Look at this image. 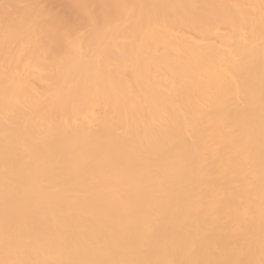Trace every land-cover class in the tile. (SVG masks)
<instances>
[{
    "label": "bare ground",
    "instance_id": "bare-ground-1",
    "mask_svg": "<svg viewBox=\"0 0 264 264\" xmlns=\"http://www.w3.org/2000/svg\"><path fill=\"white\" fill-rule=\"evenodd\" d=\"M0 264H264V0H0Z\"/></svg>",
    "mask_w": 264,
    "mask_h": 264
}]
</instances>
